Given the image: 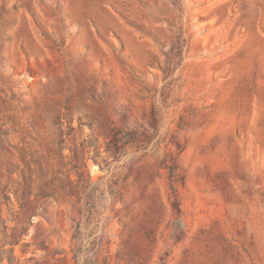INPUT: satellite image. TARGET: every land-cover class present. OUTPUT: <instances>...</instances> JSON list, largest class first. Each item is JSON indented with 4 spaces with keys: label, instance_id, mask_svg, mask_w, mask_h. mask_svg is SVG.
Wrapping results in <instances>:
<instances>
[{
    "label": "rangeland",
    "instance_id": "1",
    "mask_svg": "<svg viewBox=\"0 0 264 264\" xmlns=\"http://www.w3.org/2000/svg\"><path fill=\"white\" fill-rule=\"evenodd\" d=\"M264 264V0H0V258Z\"/></svg>",
    "mask_w": 264,
    "mask_h": 264
},
{
    "label": "trees",
    "instance_id": "2",
    "mask_svg": "<svg viewBox=\"0 0 264 264\" xmlns=\"http://www.w3.org/2000/svg\"><path fill=\"white\" fill-rule=\"evenodd\" d=\"M2 262H3V258L1 257V258H0V264H2ZM7 262H8V264H14V262H13V260H12L11 258H9V259L7 260Z\"/></svg>",
    "mask_w": 264,
    "mask_h": 264
}]
</instances>
